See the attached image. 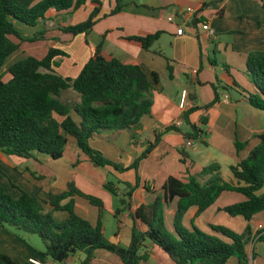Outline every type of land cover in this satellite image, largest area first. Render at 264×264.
Wrapping results in <instances>:
<instances>
[{"label": "trees", "instance_id": "obj_1", "mask_svg": "<svg viewBox=\"0 0 264 264\" xmlns=\"http://www.w3.org/2000/svg\"><path fill=\"white\" fill-rule=\"evenodd\" d=\"M126 1L114 0L106 15L119 13ZM257 1L264 8V0ZM85 4L92 7L87 18L62 28L72 36L80 33L86 36L92 31L103 0H0V67L20 48L22 41L38 40L43 33L37 32L27 39L21 35L19 26L33 27L44 20L50 10L72 13ZM159 35L160 32H154L122 39L148 50ZM64 56H67L66 52L51 46L42 57L28 55L0 72V150L21 158L45 154L58 159L70 136L78 153L91 163H110L100 151L90 146V139L103 130L138 125L140 118L151 111V92L158 82V74L142 65L122 62L104 51L99 43L76 77H64L54 70ZM171 61L167 58L169 77L173 76ZM223 66L229 71L227 65ZM245 67L253 87L247 89L233 78L232 83L245 92L249 104L264 111V51L249 52ZM68 88L79 94L78 102L70 104L60 100L61 91ZM215 88L213 86L214 99L206 107L218 100ZM193 110L185 111L182 118L191 128L188 137L196 139L200 130L188 119ZM258 137L259 143L236 164L230 165L236 183L222 178L220 165L216 162L204 166L199 174L191 175L185 181L169 176L162 185V195L135 208L132 217L140 227L133 224L127 247L104 240L101 199L84 193L72 181L66 183L64 190L43 195L20 189L16 198L0 184V227L37 234L44 242L43 255L56 263L66 262L87 246L81 264H89L97 249L111 251L123 264H140L147 253L144 250L147 242L158 247L174 264H226L232 256L239 264H245V242L251 233L249 225L242 234L221 225H211L217 235L201 230L194 224V218L214 204L224 191L242 195L241 200L221 208L230 216H241L249 221L254 214L264 210V133ZM234 144L237 151L244 146L238 140ZM153 145L147 146L137 161L145 158ZM104 186L112 190L109 183ZM75 197L98 208L95 224L76 214ZM174 200L172 229L169 230L164 211ZM125 201L120 198L122 205ZM44 204L50 207L49 211H44ZM122 208H117L116 212L123 211ZM190 209L193 212L189 226H186L183 218ZM60 210L66 211L68 217L57 221L52 213ZM0 264L17 263L0 252Z\"/></svg>", "mask_w": 264, "mask_h": 264}, {"label": "crops", "instance_id": "obj_2", "mask_svg": "<svg viewBox=\"0 0 264 264\" xmlns=\"http://www.w3.org/2000/svg\"><path fill=\"white\" fill-rule=\"evenodd\" d=\"M113 5L114 0H103L99 19L92 31L86 36L82 33L73 36L74 39L79 41L80 50L76 54L67 51V56L62 57L59 65L54 67V70L64 77H76L84 63L92 55L96 45L101 43L103 50L116 56L122 62L139 64L148 71H154L158 74V82L151 92V111L140 118L138 125L125 129L103 130L94 134L90 139V142H97L95 137L114 139L118 133H124L125 144L132 153L137 155L141 154L147 146L154 144L145 158L138 163L140 183L137 190L133 192L129 208L126 212H122L124 217L127 219L130 216L132 217L135 208L140 203H148L153 201L155 197L162 195V185L169 176H175L185 181L189 176L199 174L204 166L213 162L220 165V174L224 180L236 183L230 165L236 164L259 143L258 136L264 133V111L249 104L244 97L245 92L240 87L233 85L232 78L234 77H232L231 68L235 64L234 62H237V66L242 65L246 70L245 60L247 54L252 51H264V8L257 0H127L119 13L106 15ZM188 7L193 8L196 14H187L182 19L181 12H186ZM91 9L90 5L85 4L75 12L83 10V16H85L83 20H85ZM65 14H68V12L48 11L45 15L46 18L38 22V24L45 26L40 39L31 42L42 44L49 42V47L62 49L58 42L55 43L58 40L54 37L55 33L52 32L50 22ZM169 15H174L175 20L168 21L167 17ZM199 21L207 22L214 31V35L210 36L202 31ZM181 24H184L185 27L184 32L179 34L177 29ZM154 32H160V35L148 50L122 39L124 36ZM224 35H229L231 41H225ZM22 36L27 39L30 38L29 34L23 35L22 33ZM42 39L44 40L42 41ZM217 42L222 43L223 51L226 54H230V59H227L228 62L224 63L229 67V71L223 66V74L217 69V61L209 57L208 48L213 44L216 50ZM49 47H47L46 52ZM167 58L172 60V77L168 76L166 70ZM10 64L6 63L0 67V72L4 71ZM192 70H196V72L193 74ZM5 77L8 78V75ZM249 82L250 84L245 88L251 89L253 84L250 78ZM240 85L244 87V84ZM213 86L216 87L218 100L206 107L214 99ZM69 89L72 88L65 90L69 94L73 93L71 95L74 96V99L70 100L62 97L63 100H60L69 101L71 104L78 102L79 94L76 91L77 94H75ZM61 96L60 93V98ZM182 102H184L183 108L180 106ZM190 108H194V110L188 115V119L200 130L199 137L196 139L188 137L191 128L182 118L183 113ZM187 140H191L192 144L190 146L186 145ZM236 140L244 144L239 151L236 150L234 144ZM68 144H72V153L79 155L75 141L70 136L64 152ZM96 147L102 148L100 143ZM102 150L105 149L102 148ZM105 152L107 153V151ZM36 155L41 154H35L34 156ZM82 157L88 159L86 156ZM49 159L53 160L50 157ZM13 167L18 168L20 166ZM24 168V176L30 174V178L27 176H25L26 178L14 176L15 173L11 172L7 174L9 168L0 166L1 172L4 171L7 176H12L13 184L29 194L56 193L66 188L67 182L64 183L58 178L54 179L53 176L41 180V177H43L41 174L38 173V176H34L32 175L34 172L28 173L29 166H24ZM39 180L45 182L42 187L38 185ZM85 180L90 181V179ZM52 183L53 185H51ZM100 183L102 184L99 181L97 185H101ZM18 194L19 191H16L15 195L18 196ZM219 197L222 199L221 201L218 200ZM219 197L214 204L195 218H202L206 214L210 215L215 211H222L221 208L224 206L242 199L241 194L233 191H224ZM172 203L168 205V211H171L170 215L173 217L175 208ZM89 204L87 200L75 197L74 211L95 224L98 214L91 210ZM43 207L45 212L50 210V207L46 204ZM192 212L193 209H190L184 216L183 221L186 216H189L190 221ZM52 215L55 216L57 221H62L68 217V213L63 210L53 211ZM132 220V225L135 223L140 227L138 221H134L133 217ZM252 220L254 225H249L251 233L245 242L247 254L245 264H264V210L254 214L249 221ZM205 223L209 225L208 221H205ZM194 224L199 227L198 224ZM171 225L169 230L172 229ZM259 225H262L263 228L260 229ZM0 229L1 234H8L13 237L11 241L7 242L0 240V252L8 254L17 264H19L17 262L19 258H25L26 264H32L29 259H37L30 246L17 243L16 237L6 227H0ZM149 250L161 263L174 264L165 254L160 256L157 250L160 252L161 250L155 245L150 244ZM80 251L86 252L87 246ZM98 251L99 249L95 251L89 264H92L93 261H99L101 255L103 257L101 260H104V263L101 262L102 264H123L114 253L117 258L104 256L102 252L96 258ZM74 256L69 257L66 263L80 264L81 262H75L77 260L74 259ZM37 260L42 264H57L51 259ZM79 260L81 259L79 258ZM94 264L97 263L94 262ZM226 264H239V262L236 257L232 256Z\"/></svg>", "mask_w": 264, "mask_h": 264}, {"label": "rangeland", "instance_id": "obj_3", "mask_svg": "<svg viewBox=\"0 0 264 264\" xmlns=\"http://www.w3.org/2000/svg\"><path fill=\"white\" fill-rule=\"evenodd\" d=\"M84 17L85 16H83V10H78L77 12L74 11L72 13L65 14L62 17H58L54 19L52 22H50V24L52 25L51 26L52 32L55 33L54 37H56L58 40L55 43L58 42V44L62 46V50L64 52L66 53L70 52L71 54L73 53L76 54L80 50V48H79V41L74 39L70 33L64 32L62 30L63 26L76 24L82 21ZM44 27L45 26H42V24H37L36 26L25 27V28H21L19 26L18 30L21 33H23V35L29 34L30 35L29 37H33L35 34H37V32L40 31L42 32V30H44ZM224 37L226 39L225 41L227 42L231 41V37L229 35H224ZM43 40L44 39H42V41ZM52 40L54 39L52 38ZM49 46H50L49 42L42 44L38 42H31L28 40L22 41L20 49L14 52L7 59L6 63H13L31 54L40 57L46 52V49ZM208 51H209L210 59H214L215 61H217V69L220 70V72H222L223 74L224 72L223 64L228 62L227 59H230L229 58L230 54H226L223 51L222 43H218V42L216 43V50L214 48V45L211 44L210 47L208 48ZM234 63L235 64L231 68V73L233 75L232 77H234L233 79L242 85L244 84V87L248 86L250 84L249 82L250 77L246 73V70L242 65L237 66L238 65L237 62ZM246 88L248 89V87ZM69 90L77 94L72 89ZM61 94H62L60 98L61 100H63V98L70 100L74 99V96L71 95L73 93L69 94L67 90H62ZM67 102L71 104V102L69 101ZM95 138H97V142L96 141L90 142V146L95 150L101 151L103 157L108 159L110 163L104 165H97L94 163H90L88 161L89 159H83L82 156L84 155H82L81 153L79 155L73 154L71 148L72 144H68V146L66 147V151L64 152V155L57 160L54 159L50 160L49 157L43 154L36 156L33 155L31 156V158L25 159V158H20L16 155L6 154L0 150V166H7V168H9L7 174H10V172L15 173L14 176L17 175L26 178L25 176L29 177L30 175L28 173L34 172L32 174L34 176H38V173L41 174V176L43 177L45 176L44 178L41 177V180H46L45 178L49 179L51 176H53L54 179L58 178L59 180H62L64 183L65 182L68 183L72 181L84 193L92 194L99 197L103 203V215L101 220L104 227L103 234L105 240L114 244H119L122 247H127L131 238L133 220L131 216L128 219L124 217L122 212L123 211L126 212V210L129 208L130 200L132 198L133 192L137 190V187L139 186L140 183L138 166H136L138 165L137 162L139 163V161H137L139 155H137L136 153H132L129 147L125 144L124 133H118V135L114 139L112 138L103 139V137H95ZM98 143H100L101 147L105 150H102V148H97L96 145ZM105 151H107V153L110 154H107ZM13 166H20V167L17 168ZM24 166H29V168L27 169L28 175L25 176L23 174V170H25ZM35 166H37V168H35ZM136 177H139V179H136ZM11 179L12 176H7L6 172L4 171L1 172L0 169L1 185L12 198H16L17 195H15V192L19 191L21 188L18 187L16 184H13ZM85 179H90V181L93 180L95 184H93L94 183L93 181L87 182ZM41 180L38 181L39 183L38 185H41L42 187V185L45 182L43 183ZM99 181L102 182V184L100 183L101 185H97ZM106 183H109L112 190L104 186V184ZM51 185H53V183ZM121 197L126 199L123 205L120 203ZM78 198L83 199L81 197ZM218 200L221 201L222 199L220 198ZM172 205L175 208V202H173ZM89 207L91 208L92 211L98 214V208L96 206H92L89 204ZM117 208L118 209L122 208L123 211L116 212ZM165 208H166L165 222L168 229H170L169 227L172 221V216L170 215L171 211H168L169 210L168 206ZM53 217L55 218V216ZM186 217L183 223L186 226H189V219H188L189 216ZM205 221H208L209 225L206 224ZM194 223L198 224L201 230L207 233H212L217 235L218 233L212 229L211 225H221L228 229H231L232 231L238 234L244 233V230L247 225L250 226L254 225L253 220L246 221L241 216H230L224 211H219V212L215 211L210 215L206 214L202 218L201 217L194 218ZM6 228L12 232L14 237H16L17 243L19 244L24 243L30 246L33 249V254L37 259L40 260L50 259L49 257L43 255L44 242L37 234L24 233L22 231H17L10 227H6ZM12 239L13 237H10L8 234L4 235L0 233L1 241L5 240L7 242V241H11ZM149 246L150 243L146 242V246L144 247V250H146L147 253L145 258L140 260V264H163L161 263L160 260H158V258H156V256L155 257L153 256V252L149 250ZM100 252H102L104 256L107 255L117 258L111 251L106 249H99L96 258H98L97 256L100 254ZM157 253L160 256L164 254L162 253V251L160 252L159 250H157ZM74 255H75L74 259L77 260L75 262L80 263L85 259L86 253L84 251H78ZM100 257L101 258L98 259L99 261H93L92 264H94V262H96L97 264L98 262H100V264H102L101 262L104 263V260H101L103 258L102 255ZM79 258L81 260H79ZM17 262L19 264H26L25 258L22 259L19 258ZM66 262H68V260ZM66 262L57 263V264H68ZM73 263L74 262L70 264Z\"/></svg>", "mask_w": 264, "mask_h": 264}, {"label": "built area", "instance_id": "obj_4", "mask_svg": "<svg viewBox=\"0 0 264 264\" xmlns=\"http://www.w3.org/2000/svg\"><path fill=\"white\" fill-rule=\"evenodd\" d=\"M187 14L194 15V14H196V11L193 8H191V7L186 8V12L185 11L184 12L183 11L181 12L182 19H184ZM167 19H168V21H174L175 20V16L174 15H169L167 17ZM199 26H200V29L202 31H204L205 33H207L208 35H210V36H213L214 35V31L210 28V26H209V24L207 22H205V21H199ZM184 27H185L184 24H181L180 26H178L177 32L179 34H182L184 32ZM195 72H196V70H192V73L193 74ZM180 106H181V108H183L184 107V102H182ZM191 144H192L191 140H187L186 145L190 146ZM259 228L261 229V228H263V226L262 225H259ZM29 261L32 264H42L37 259H29Z\"/></svg>", "mask_w": 264, "mask_h": 264}]
</instances>
